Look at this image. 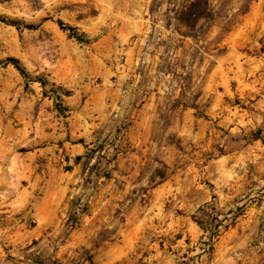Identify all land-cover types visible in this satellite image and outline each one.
<instances>
[{
	"label": "rangeland",
	"instance_id": "rangeland-1",
	"mask_svg": "<svg viewBox=\"0 0 264 264\" xmlns=\"http://www.w3.org/2000/svg\"><path fill=\"white\" fill-rule=\"evenodd\" d=\"M184 2L0 0V264H264V0Z\"/></svg>",
	"mask_w": 264,
	"mask_h": 264
},
{
	"label": "trees",
	"instance_id": "trees-1",
	"mask_svg": "<svg viewBox=\"0 0 264 264\" xmlns=\"http://www.w3.org/2000/svg\"><path fill=\"white\" fill-rule=\"evenodd\" d=\"M212 18V13L211 10L209 9V0H186L184 4L180 7L179 10H177V19L178 21L183 24L186 27H195L198 22L201 19H211ZM0 21L19 27L20 24L14 20H7L6 18L1 17ZM59 26L63 30H69L72 31L70 34L72 37H76L78 40H81L82 38L78 36L73 27L71 26H65L64 23L59 20L58 21ZM26 28L28 29H36L35 25H27ZM4 65H12L14 68H16L20 74L24 77L27 78V73L25 69L19 64V61L16 60L15 58H8L5 62H3Z\"/></svg>",
	"mask_w": 264,
	"mask_h": 264
}]
</instances>
